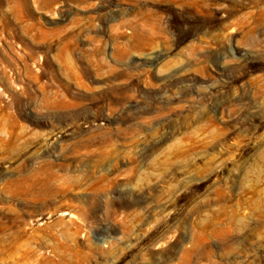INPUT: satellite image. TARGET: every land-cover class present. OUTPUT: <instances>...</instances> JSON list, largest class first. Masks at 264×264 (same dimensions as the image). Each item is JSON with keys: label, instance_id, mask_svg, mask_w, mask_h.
<instances>
[{"label": "rangeland", "instance_id": "rangeland-1", "mask_svg": "<svg viewBox=\"0 0 264 264\" xmlns=\"http://www.w3.org/2000/svg\"><path fill=\"white\" fill-rule=\"evenodd\" d=\"M0 264H264V0H0Z\"/></svg>", "mask_w": 264, "mask_h": 264}]
</instances>
